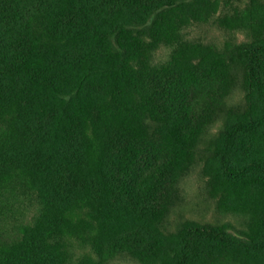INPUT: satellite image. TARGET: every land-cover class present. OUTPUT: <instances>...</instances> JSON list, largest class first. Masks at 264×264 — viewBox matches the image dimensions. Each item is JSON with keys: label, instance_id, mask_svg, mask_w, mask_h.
<instances>
[{"label": "trees", "instance_id": "trees-1", "mask_svg": "<svg viewBox=\"0 0 264 264\" xmlns=\"http://www.w3.org/2000/svg\"><path fill=\"white\" fill-rule=\"evenodd\" d=\"M212 4L0 0V264H67L66 238L96 230L106 260L264 264V18L249 24L253 40L224 52L190 46L152 62ZM214 75L219 91L195 89ZM238 86L248 105L234 113L225 98ZM222 116L211 148H201ZM199 152L253 193L251 231L193 221L163 231Z\"/></svg>", "mask_w": 264, "mask_h": 264}, {"label": "rangeland", "instance_id": "rangeland-1", "mask_svg": "<svg viewBox=\"0 0 264 264\" xmlns=\"http://www.w3.org/2000/svg\"><path fill=\"white\" fill-rule=\"evenodd\" d=\"M262 5L264 0H219L217 6L211 5L212 13L209 17L203 14V20L190 21L181 29L173 44L161 46L153 55V64L167 63L176 50L190 46L210 47L224 52L229 46L253 40L254 33L249 24L257 27L259 17L264 18V11L260 10ZM192 61L198 63L196 58ZM196 84V90L215 92L221 89L215 75L202 78ZM225 105L228 111L234 113L246 110V90L241 86L235 87L225 98ZM224 121L222 116L204 132L201 148H211ZM250 195L253 193L245 186H234L225 181L208 155L199 152L178 185L174 204L162 222V229L166 234L174 235L182 222L193 221L215 226L229 225L235 234L249 232L254 227L257 209L256 200ZM35 208L30 207L26 220L36 214ZM97 234V230L90 232L89 240L68 236L66 239L70 256L67 264H143L130 254L117 255L107 260L101 258L93 243ZM222 264L242 263L229 257Z\"/></svg>", "mask_w": 264, "mask_h": 264}]
</instances>
